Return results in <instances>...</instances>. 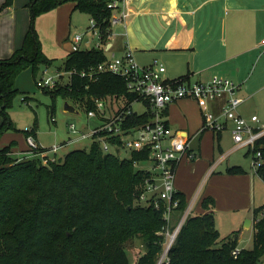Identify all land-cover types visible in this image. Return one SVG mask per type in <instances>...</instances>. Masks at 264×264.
<instances>
[{"label":"trees","instance_id":"16d2710c","mask_svg":"<svg viewBox=\"0 0 264 264\" xmlns=\"http://www.w3.org/2000/svg\"><path fill=\"white\" fill-rule=\"evenodd\" d=\"M69 1L95 19L102 45L68 53L59 67L70 72L66 87L52 90L40 79L38 85L54 97L62 94L86 112L95 108L97 99L129 103L136 97L121 75L97 71L109 57V0H29L31 24L23 45L0 59V114L4 118L0 137L12 126L8 110L20 93L16 86L19 73L31 66L36 75L39 65L48 67L52 62L41 49L36 17ZM12 4L13 0H4L0 13ZM149 119L148 112L134 113L125 125ZM31 131L27 136L35 128ZM261 142L264 144V137ZM14 144L0 146V264H130L127 245L133 240L144 247L136 264H157L165 246L166 222L162 209L138 199L148 173L134 165L136 159L148 154L134 152L130 157H119L92 142L88 148L73 149L64 158L48 162L47 157L37 154L27 158L14 155ZM227 172L241 174L245 170L231 165ZM256 173L264 181V161ZM177 197V212L182 213L188 203L181 192ZM213 204L211 196L203 199V207ZM238 242V230L221 237L213 212L191 213L163 264H264V216L255 223L253 247L240 248L235 256Z\"/></svg>","mask_w":264,"mask_h":264},{"label":"crops","instance_id":"0c3cea01","mask_svg":"<svg viewBox=\"0 0 264 264\" xmlns=\"http://www.w3.org/2000/svg\"><path fill=\"white\" fill-rule=\"evenodd\" d=\"M28 2L13 0L0 13V59L23 45L31 20ZM262 11L264 1L260 0H132L127 24L116 25L107 50L123 55L131 47L141 65L164 63L168 79L207 82L213 76L229 78L241 86L237 91L243 98L239 113L247 118L258 114L264 121V61L260 62L264 55H259L264 48V37L259 40ZM226 98L224 94L204 106L183 98L166 107L164 118L190 137V147L197 153L195 159L184 158L177 166L178 192L188 204L194 200L199 205L195 211L193 206L192 214L213 212L223 237L238 230L241 248L247 230L254 234L255 223L264 215V181L251 163L232 155L239 149L232 139L231 121L221 131L203 129L204 111L221 115ZM90 121L87 129L94 125ZM231 165H241L245 172L228 173ZM208 196L214 204L205 208L203 199ZM247 219L251 220L249 227Z\"/></svg>","mask_w":264,"mask_h":264},{"label":"built area","instance_id":"2783aa9c","mask_svg":"<svg viewBox=\"0 0 264 264\" xmlns=\"http://www.w3.org/2000/svg\"><path fill=\"white\" fill-rule=\"evenodd\" d=\"M131 4L132 0L108 1L112 28L118 24H127ZM89 29L96 32L100 39L94 18H91ZM82 40L83 36L80 33L71 37L73 51L81 49ZM47 71V68L43 70L40 82L45 87L54 88L57 86L60 74L45 76ZM97 71H109L121 75L126 81L128 90L135 93L136 97L129 103L121 100L116 102V98L97 99L95 108L88 110L86 117L88 120L96 119L98 122L87 130L79 129L74 122L70 123V129L73 134H76V137L70 140L91 137L93 142L99 143L104 152H112L111 149H113L118 153L119 150L124 149L129 152V157L134 152L148 154L146 158L134 161L137 169L148 173L138 193V199L145 202V205H152L163 211L166 222L163 228L165 246L157 262V264H163L169 259L168 252L187 216L192 213L195 202L193 200L187 206L172 229L167 227L175 218L179 203L177 197L179 192L175 185L177 166L184 158L192 160L197 157V153L190 147V137L181 133L180 130L173 129L165 120L166 107L183 98L194 99L204 106L206 101L226 94L227 98L221 115H216L209 110L204 111L203 129L221 131L226 128L227 121H231L235 148L246 149L248 154L252 155V166L255 170L264 161V144L261 142L264 137V121L258 114L247 118L239 113L238 108L243 102V98L237 95L240 84L222 76H213L207 82L191 81L188 77L168 79L164 75L167 71L164 63L154 61L150 65H141L131 47H128L123 55L112 54L98 65ZM88 73L91 77L94 76L93 72ZM135 102L143 103L145 110L140 113L133 110L132 105ZM144 112L150 114L148 121L125 125L129 116ZM27 139L30 145L27 152L33 153L32 151L37 149V153L45 158V155L53 151L55 155L47 158L51 161L58 159L56 154L63 144L45 148L37 143L33 134L28 135ZM143 161H149L150 165L140 164ZM239 249L236 248L233 251L235 256Z\"/></svg>","mask_w":264,"mask_h":264},{"label":"rangeland","instance_id":"374dc122","mask_svg":"<svg viewBox=\"0 0 264 264\" xmlns=\"http://www.w3.org/2000/svg\"><path fill=\"white\" fill-rule=\"evenodd\" d=\"M263 1L264 0H260V2ZM73 5L74 2H65L50 11L39 14L35 19L34 26L38 34L41 49L46 56L52 59V62L48 67L43 64L39 65L36 75L31 66L23 69L19 73L16 86L19 88L20 93L16 95L12 106H10L8 110L12 126L4 130V133L0 137V146L9 143L10 141H15L13 151L16 154L24 153V156L22 154V158H27L32 154L39 155L37 149H34V151H32L33 153L27 152L30 149L27 134L32 132V128H35L33 134L35 135L37 143L42 147L52 148L55 145H61L63 141H67L60 146L56 154V158L58 159L64 158V156L73 149L88 148L93 142L91 137L76 139L74 141L70 140V138L76 137V134H73L70 129V123L74 122L79 129L87 130V112L85 110H81L80 113L66 111L65 103L68 99L62 94H57L54 97L51 92L44 90L43 87L39 86L37 83V80L43 75V70L47 68L48 71L45 73V76H57L60 74L57 86L52 88V90L61 89L67 86L69 73L60 70L59 67L64 64L68 53L72 51V44L69 35L72 37L74 34L80 33L83 36L81 49H90L101 44L96 32L89 29L91 25L90 14L81 11L80 9L73 8ZM260 22H264V11L261 13ZM116 28L117 27L115 26L112 33L113 35L115 34ZM263 37L264 25L259 29V40ZM118 53H121V51L118 50ZM107 54L109 57L112 56L111 51L109 50H107ZM259 55H264V48L260 50ZM263 61L264 58L260 61L261 65ZM166 72L164 74L165 76ZM132 108L139 113L145 110V106L141 102H135L132 105ZM52 110L53 114L50 113ZM3 121V115L0 114V126ZM97 122L96 119L90 121L91 124H96ZM39 150H41V148H39ZM111 150L112 153L118 154L119 157L129 156V152L124 149L119 150L118 153L113 149ZM245 152L246 149L241 148L234 151L232 155L243 158L245 159V162L248 161L252 164V155ZM48 155L45 156L51 158L55 153L50 151ZM46 160L48 162L50 161L49 158H46ZM140 164L149 166L150 162L143 161ZM142 203L145 204V202ZM198 207L199 205H194V211ZM182 213L176 212L175 218L167 227L172 229L174 227L173 225L178 222ZM221 235V237H223L224 232ZM219 243L221 244V242ZM239 246L241 248L253 247L252 231L247 230L245 236L240 241ZM127 247L130 264H136L135 257L137 258L139 253L144 251V247L140 245L139 240H133L127 245Z\"/></svg>","mask_w":264,"mask_h":264},{"label":"water","instance_id":"95a60500","mask_svg":"<svg viewBox=\"0 0 264 264\" xmlns=\"http://www.w3.org/2000/svg\"><path fill=\"white\" fill-rule=\"evenodd\" d=\"M65 109H66V111L75 112V113H80V111H81L75 104H73L70 101H66ZM250 221H251L250 219H247L246 225H248L250 223ZM245 227H247V226H245ZM248 227H249V225H248Z\"/></svg>","mask_w":264,"mask_h":264}]
</instances>
